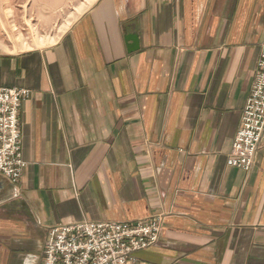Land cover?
Segmentation results:
<instances>
[{
  "label": "crops",
  "instance_id": "0c3cea01",
  "mask_svg": "<svg viewBox=\"0 0 264 264\" xmlns=\"http://www.w3.org/2000/svg\"><path fill=\"white\" fill-rule=\"evenodd\" d=\"M263 42L264 0H92L53 44L0 52V87L28 90L0 264H42L55 224L152 214L134 264H264V145L226 162Z\"/></svg>",
  "mask_w": 264,
  "mask_h": 264
},
{
  "label": "built area",
  "instance_id": "2783aa9c",
  "mask_svg": "<svg viewBox=\"0 0 264 264\" xmlns=\"http://www.w3.org/2000/svg\"><path fill=\"white\" fill-rule=\"evenodd\" d=\"M27 94L25 88L0 87V175L14 190L26 165L21 152L19 111ZM261 145H264V42L227 164L249 171ZM161 230L160 214L131 222L83 220L55 224L47 232L42 264H134V254L153 246Z\"/></svg>",
  "mask_w": 264,
  "mask_h": 264
},
{
  "label": "rangeland",
  "instance_id": "374dc122",
  "mask_svg": "<svg viewBox=\"0 0 264 264\" xmlns=\"http://www.w3.org/2000/svg\"><path fill=\"white\" fill-rule=\"evenodd\" d=\"M92 0H0V52L53 44Z\"/></svg>",
  "mask_w": 264,
  "mask_h": 264
},
{
  "label": "water",
  "instance_id": "95a60500",
  "mask_svg": "<svg viewBox=\"0 0 264 264\" xmlns=\"http://www.w3.org/2000/svg\"><path fill=\"white\" fill-rule=\"evenodd\" d=\"M128 39H130V40H132V41H136V38H135V36H133V35H130V36L128 37Z\"/></svg>",
  "mask_w": 264,
  "mask_h": 264
}]
</instances>
